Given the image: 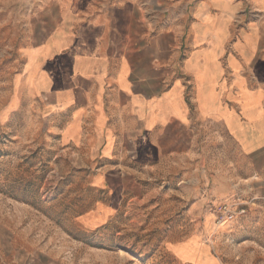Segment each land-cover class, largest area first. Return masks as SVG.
Here are the masks:
<instances>
[{
    "label": "crops",
    "instance_id": "crops-1",
    "mask_svg": "<svg viewBox=\"0 0 264 264\" xmlns=\"http://www.w3.org/2000/svg\"><path fill=\"white\" fill-rule=\"evenodd\" d=\"M60 11L28 52L31 89L69 110L68 137L93 141L112 162L103 172L137 174L135 204L155 197L146 174L207 148L242 180L264 173V0H62ZM231 183L216 198H233Z\"/></svg>",
    "mask_w": 264,
    "mask_h": 264
},
{
    "label": "rangeland",
    "instance_id": "rangeland-1",
    "mask_svg": "<svg viewBox=\"0 0 264 264\" xmlns=\"http://www.w3.org/2000/svg\"><path fill=\"white\" fill-rule=\"evenodd\" d=\"M61 7L0 0V264H264V173L242 180L207 148L146 174L155 197L137 205V174L103 172L112 162L94 155L93 141L68 137L69 110L45 108L28 52ZM230 183L238 193L216 198L215 185ZM223 205L246 211L219 222Z\"/></svg>",
    "mask_w": 264,
    "mask_h": 264
},
{
    "label": "built area",
    "instance_id": "built-area-1",
    "mask_svg": "<svg viewBox=\"0 0 264 264\" xmlns=\"http://www.w3.org/2000/svg\"><path fill=\"white\" fill-rule=\"evenodd\" d=\"M245 208L241 207V209L239 208L238 212L237 210H234L226 205L221 206V208L219 209L218 215H217V220L219 222H228V221H232L235 219V217L237 216V213L242 214L245 213Z\"/></svg>",
    "mask_w": 264,
    "mask_h": 264
},
{
    "label": "bare ground",
    "instance_id": "bare-ground-1",
    "mask_svg": "<svg viewBox=\"0 0 264 264\" xmlns=\"http://www.w3.org/2000/svg\"><path fill=\"white\" fill-rule=\"evenodd\" d=\"M206 247V246H205Z\"/></svg>",
    "mask_w": 264,
    "mask_h": 264
}]
</instances>
